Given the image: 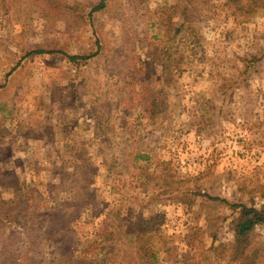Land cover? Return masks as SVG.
Returning <instances> with one entry per match:
<instances>
[{
    "label": "rangeland",
    "instance_id": "1",
    "mask_svg": "<svg viewBox=\"0 0 264 264\" xmlns=\"http://www.w3.org/2000/svg\"><path fill=\"white\" fill-rule=\"evenodd\" d=\"M101 1L0 0V212H17L18 188L74 202L68 175L91 157L81 239L104 222L127 239L142 218L165 237L156 264H242L211 246L232 247L237 205L264 210V0ZM98 37L102 53L68 60ZM27 214L0 221L31 253L10 263L56 264ZM252 237L264 264V225Z\"/></svg>",
    "mask_w": 264,
    "mask_h": 264
},
{
    "label": "trees",
    "instance_id": "2",
    "mask_svg": "<svg viewBox=\"0 0 264 264\" xmlns=\"http://www.w3.org/2000/svg\"><path fill=\"white\" fill-rule=\"evenodd\" d=\"M106 2L107 0H102L94 11L105 9L107 7ZM183 27H185L184 22L176 33H179ZM176 36L174 35V37ZM183 38L186 40V35ZM102 43L100 37H98L95 43L96 53L89 56L67 55V58L74 63L95 58L102 53ZM35 53L52 54L53 52L38 50ZM174 54H176V51ZM173 56L170 60L172 65L179 67L180 60L175 55ZM135 94L140 95L141 92L137 91ZM142 94L144 96L147 92H142ZM133 98L134 94L127 96L126 100L132 102L134 100ZM142 106H145V104ZM90 160L82 158L81 163L77 165L79 167L77 170H80V173H69L68 175L70 190H78L76 193L77 199L73 200L74 202L63 203L60 206H49L41 201L36 203L33 202L35 198H33L32 194L30 196L32 201L25 200V195L18 188L15 194L16 199L13 198L7 202V204H18L16 208L17 212L12 216L7 215L8 217L3 212H0V221H6V218L19 219L24 212H27L26 225H32L28 230L31 238H34L33 235L38 233L35 230L38 227L39 230H43L40 239L43 241L45 235L51 236L53 238L51 246L57 251L62 252L58 257L54 258L56 264H156L159 253L162 251V247L157 248V240L164 242L165 237L157 235L141 217L140 221L132 223L131 235L127 239H123L120 231L109 230L108 227L110 225L107 222H104L103 226L100 227L98 238L96 239H81L78 233L72 230L71 227L75 225L78 218V215H75L76 211L85 203L84 200L88 201L90 198L91 204V198H95L94 193H90V196L88 195V175L91 173L92 168ZM89 162L90 166L88 164ZM19 186L16 185V188ZM26 192L33 193V189ZM237 207L241 208V210L232 220L234 233L232 247L228 248V245L220 243L219 245L213 244L211 250L218 253L219 256H223V253L229 249L232 252L233 258L242 260V264H256L258 251L253 247L252 233L258 225H264V210L247 205H237ZM71 208H74L73 211ZM36 222H39V224L33 226ZM8 238L11 239L14 237ZM8 238L0 233V264H12L10 263L13 261L11 259L21 258L22 256H26L28 259L30 258L31 253H28L26 249L21 250L20 248L11 247L7 243ZM128 242L129 245H127ZM169 251L170 249H168ZM1 257H4L5 260Z\"/></svg>",
    "mask_w": 264,
    "mask_h": 264
}]
</instances>
